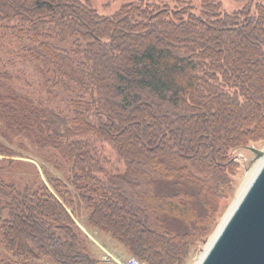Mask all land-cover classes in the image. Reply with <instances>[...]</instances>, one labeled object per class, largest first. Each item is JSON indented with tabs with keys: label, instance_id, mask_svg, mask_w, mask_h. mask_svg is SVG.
<instances>
[{
	"label": "trees",
	"instance_id": "obj_1",
	"mask_svg": "<svg viewBox=\"0 0 264 264\" xmlns=\"http://www.w3.org/2000/svg\"><path fill=\"white\" fill-rule=\"evenodd\" d=\"M0 29L58 66L57 86L78 99L70 117L0 95L6 131L71 165L67 181L49 179L55 192L0 182L4 248L20 264H96L93 230L144 264H189L236 190L233 151L264 144V5L140 1L103 16L81 0H0Z\"/></svg>",
	"mask_w": 264,
	"mask_h": 264
},
{
	"label": "rangeland",
	"instance_id": "obj_2",
	"mask_svg": "<svg viewBox=\"0 0 264 264\" xmlns=\"http://www.w3.org/2000/svg\"><path fill=\"white\" fill-rule=\"evenodd\" d=\"M90 5L100 15L111 16L119 11L123 6L130 3L144 1L145 3H154L158 5H167L176 8L179 2L192 4L200 8L201 0H81ZM224 11L233 13L240 11L246 5H251L254 9L259 5H264L262 0H221ZM66 50L70 49L69 44L61 46ZM53 66L44 61L31 57V45L19 40L10 29H0V95H20L31 97L35 101L43 102L52 109H58L65 112L68 116H73L72 103L78 101L77 92L74 90L65 93L58 86L57 78ZM6 125L0 120V148L8 151L11 157L0 156V182L5 185H14L18 189L25 187L36 188L46 185L52 192H55L50 185L49 179H62L67 181L70 176L71 165L64 161L59 153L40 149L31 142L14 137L10 131H6ZM264 150V144L254 146ZM111 162L108 170L113 173H122L125 170L123 162L111 151H106ZM234 161L240 166L238 175L235 178L236 190L231 200L224 203L222 216L213 234L208 240L201 244L194 253L189 264H198L202 254L207 248L214 235L222 225L224 219L232 210L242 189L250 175L251 171L257 167L259 161L254 162V155L244 150H234ZM9 160V162H8ZM262 160V159H261ZM12 161V163H11ZM70 191H74L70 185H67ZM0 199L1 196H0ZM69 212H72L69 210ZM88 211L84 206L75 208L74 219L77 226L84 232L86 229V217ZM2 219L8 217V212L2 213ZM1 228V220H0ZM89 232L92 236L91 256L96 264H118L115 259L127 262L134 256L129 250L116 241L112 236L93 231ZM87 232V234H88ZM135 258V257H134ZM26 260L8 252L1 243L0 237V264H20ZM143 263V262H142ZM38 264H56L50 259H44ZM144 264V263H143Z\"/></svg>",
	"mask_w": 264,
	"mask_h": 264
},
{
	"label": "water",
	"instance_id": "obj_3",
	"mask_svg": "<svg viewBox=\"0 0 264 264\" xmlns=\"http://www.w3.org/2000/svg\"><path fill=\"white\" fill-rule=\"evenodd\" d=\"M246 150L264 159V150ZM199 264H264V161Z\"/></svg>",
	"mask_w": 264,
	"mask_h": 264
},
{
	"label": "bare ground",
	"instance_id": "obj_4",
	"mask_svg": "<svg viewBox=\"0 0 264 264\" xmlns=\"http://www.w3.org/2000/svg\"><path fill=\"white\" fill-rule=\"evenodd\" d=\"M264 161V159L260 160L257 167H255L254 170L251 171L250 175L248 176V179L242 189V192L239 196V200L236 202V204L234 205V207L232 208V210L229 212V214L226 216V218L224 219L222 225L220 226V228L218 229V232L214 235V237L212 238V240L210 241V243L207 245L206 250L204 251V253L202 254L201 260L204 257L206 251L211 247V245L213 244L214 240L216 239V237L218 236L219 232L221 231V228L223 227V225L225 224V222L227 221L228 217L231 215L232 211L234 210V208L236 207V205L238 204V202L240 201V199L243 197V195L245 194L246 190L248 189V187L250 186L252 180L254 179V177L256 176L258 170L261 167L262 162ZM200 260V261H201ZM200 263V262H199ZM198 263V264H199Z\"/></svg>",
	"mask_w": 264,
	"mask_h": 264
},
{
	"label": "built area",
	"instance_id": "obj_5",
	"mask_svg": "<svg viewBox=\"0 0 264 264\" xmlns=\"http://www.w3.org/2000/svg\"><path fill=\"white\" fill-rule=\"evenodd\" d=\"M115 261L118 263V264H143L139 259H137V258H132V259H130L129 261H127V262H123L122 260H120V259H115Z\"/></svg>",
	"mask_w": 264,
	"mask_h": 264
},
{
	"label": "crops",
	"instance_id": "obj_6",
	"mask_svg": "<svg viewBox=\"0 0 264 264\" xmlns=\"http://www.w3.org/2000/svg\"><path fill=\"white\" fill-rule=\"evenodd\" d=\"M89 237H91V238H92V236H91V235H89Z\"/></svg>",
	"mask_w": 264,
	"mask_h": 264
}]
</instances>
